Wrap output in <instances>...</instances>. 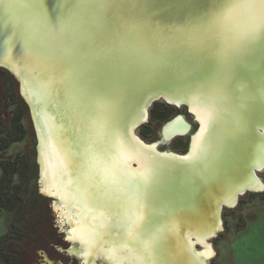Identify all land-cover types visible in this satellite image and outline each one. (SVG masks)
I'll return each mask as SVG.
<instances>
[{
    "label": "bare ground",
    "instance_id": "bare-ground-1",
    "mask_svg": "<svg viewBox=\"0 0 264 264\" xmlns=\"http://www.w3.org/2000/svg\"><path fill=\"white\" fill-rule=\"evenodd\" d=\"M43 2L53 17L59 14L58 3ZM28 3L29 0H0V65L8 67L22 83L40 138L41 192L55 197V205L63 207L64 216L72 223L75 238L82 245L81 252H99L91 250L90 233L92 228L109 226L108 220L99 223L100 219L85 214L88 208L108 209L103 203L113 197L111 193L101 195L102 189L97 185L102 177L87 160L92 151L102 148V159L119 177L133 182L147 178L150 186L160 193L159 199L150 201L145 209L144 228L149 233L163 231L158 243L168 256L163 264H209L214 255L209 240L223 228L225 206L235 207L247 192L264 191V183L258 176L264 169V94L259 90V77L264 70V29L258 33L254 51L245 57L250 61L248 70L225 81L226 98L210 110V97L225 76V65L188 39L184 31L164 36L148 23L156 49L149 62L134 69L117 67L107 72L102 77V86L94 91L88 87L77 89L68 76L72 66L56 54L63 37L43 26L33 30L23 27L28 18ZM176 48L187 49L191 62L202 58L203 70L212 68L209 83H202L205 76L202 67L193 70L188 64L176 67L179 72L173 84L162 83L168 79L167 72L172 73L168 67L172 66V49ZM163 49L165 63L161 60ZM258 50L262 54L259 59L255 55ZM85 79L94 87L91 75ZM154 96H163L177 107L186 103L200 123L187 155L159 150L160 145L177 136L189 135L193 126L184 115L162 128L158 142L147 143L138 136L136 130L149 121L148 105ZM98 119L106 122L102 137L92 127ZM53 156L65 164L63 176L59 160L50 158ZM230 163L232 172L227 171L226 165ZM50 178L59 181L51 183ZM66 189L78 191L89 204L67 199ZM79 208L82 213H78ZM126 254L128 263L136 256ZM158 255L156 250L153 258Z\"/></svg>",
    "mask_w": 264,
    "mask_h": 264
},
{
    "label": "snow or ice",
    "instance_id": "snow-or-ice-1",
    "mask_svg": "<svg viewBox=\"0 0 264 264\" xmlns=\"http://www.w3.org/2000/svg\"><path fill=\"white\" fill-rule=\"evenodd\" d=\"M149 0H59V14L50 17L43 0H29L27 20L23 27L33 30L43 26L47 31L63 37L57 51L59 59L67 61L68 73L77 89L89 91L102 86L107 72L124 67L134 69L149 62L155 55L154 34L147 23L145 5ZM11 8V5H3ZM264 29V0H214L212 11L201 17L189 35L193 43L201 45L225 65V76L210 97V110L223 102L227 95L225 81L240 77L249 68L245 57L254 51L258 33ZM93 77L94 87L85 79ZM259 90L264 94V70L259 77ZM239 126V118H236ZM92 127L98 137L105 134L106 122L94 120ZM103 149L92 151L87 157L92 169L102 177L98 189L101 195L111 193L118 203L117 218L127 224V236L139 245L140 256L153 260L162 230L149 233L141 230L146 219L145 209L160 193L144 178L133 182L119 177L102 159ZM139 264H143L140 261Z\"/></svg>",
    "mask_w": 264,
    "mask_h": 264
},
{
    "label": "rangeland",
    "instance_id": "rangeland-1",
    "mask_svg": "<svg viewBox=\"0 0 264 264\" xmlns=\"http://www.w3.org/2000/svg\"><path fill=\"white\" fill-rule=\"evenodd\" d=\"M11 78L12 77L8 73H3L2 75H0V92L3 93L6 89L10 94V92L15 89ZM161 102L162 101L156 102L152 107H150V117L151 111L154 110L155 107L159 106L163 107L162 110L165 111L167 121L175 114L186 116L185 108L179 107L180 109H178L177 111L174 108L165 107L161 104ZM3 106H7L8 112H13L17 108V106L13 104L11 99H5ZM19 114L22 116V119L20 121L22 128H19L17 132L13 134V137H10V140H13L14 142H11L5 150L0 151V179L3 176L4 169L9 168L10 164V170H12L13 172L15 171L12 177V181L10 182L11 187L22 185L27 174L31 173V176L35 177L36 170L37 174H39L38 167L35 170L34 166V161H36V154H34V149L36 148V139L31 130L32 124L30 114L28 109L23 107L22 109L20 108ZM186 118L190 123L193 124L194 134L197 131L198 127L194 123L193 117L186 116ZM6 119H8L10 123L12 122L11 117L6 116ZM166 120L161 122H152V120H149L147 123L141 125L136 130V132L138 136L147 143L158 142L161 139V131L165 125ZM188 147L189 137L182 136L175 138L169 144L160 146L159 150H171L172 152L184 154L188 151ZM233 149L234 147L232 148V151ZM50 158L58 159L57 156H53ZM28 160L29 162H31V164L27 162ZM226 166L229 169L227 171L230 172L233 163L227 164ZM59 167L63 176L65 164L61 160H59ZM61 174L59 173V175ZM258 175L264 183V169L259 171ZM35 178L30 179L29 182L26 183V185H22L20 192H22L23 199H17L13 203L9 211H0V240H3L2 238H4V235L9 231V227L14 217L13 215L24 212L27 208H31V216H29V220H32L33 218H39L40 216L38 215V212L42 209V207H44L43 210L47 213L48 221H58V219L56 218L58 213H55L57 211L55 210L53 205L54 201L47 195H42L44 199H40L39 197H37L35 188L37 186L38 192L39 188L38 183L36 184ZM57 181L59 180L50 178L51 183H56ZM63 182L65 185L66 182ZM197 184L200 186V188H204V186L201 185V182L197 181ZM66 190L67 191H65L64 196L67 199L71 200L72 202L73 200H75L79 203L89 204L88 200H84L83 197H80L78 191H70L68 189ZM118 203H123V201H117L113 196L103 203V206L106 205L108 209L91 210L90 208L86 207L88 208L87 212L85 213L87 217H95L96 220L100 219L99 223L105 220H108L109 223V226L107 228H92L93 232L90 233L92 243L91 250H97L101 252L106 251L116 254L126 252L135 254L136 256L130 258L129 264H139L140 261H143V264H163L165 260L168 259V256L164 254L165 251L161 250L158 245L155 249V251L158 250L159 252L158 258H153V260L149 261L140 256L139 245H137L127 236V224L119 220L115 215V213L119 210L117 207ZM48 207H51V211ZM32 208L34 209V211ZM47 210H49V212ZM222 218V230L217 233V236H214L209 240L215 252V257L211 259L209 263L264 264V191L259 193L247 192L246 194L242 195L235 207H228L223 209ZM145 222L146 219L141 223V230L145 229ZM60 226H62V224H60ZM47 228H50L49 222ZM115 232H118V240L116 242L115 239L117 235L115 234ZM121 236H124L123 241H119V238H121ZM1 246L3 252H9L13 248V245L11 241L9 242V240H3V242H1ZM60 247L67 249L69 246L62 245V243H60L59 241L57 248ZM48 251L55 252L50 248ZM158 259L160 261H158ZM175 263H177V261H175Z\"/></svg>",
    "mask_w": 264,
    "mask_h": 264
},
{
    "label": "flooded vegetation",
    "instance_id": "flooded-vegetation-1",
    "mask_svg": "<svg viewBox=\"0 0 264 264\" xmlns=\"http://www.w3.org/2000/svg\"><path fill=\"white\" fill-rule=\"evenodd\" d=\"M3 73H8L12 78H14L13 75L9 71L3 68H0V75H2ZM14 80L16 81L15 78ZM0 96H2L1 92H0ZM0 99H2L0 100V102L4 103L3 97L2 98L0 97ZM161 104L164 105L165 107L174 108L177 111L178 109H180L179 107L178 108L173 107L164 102H161ZM162 109H163L162 106L155 107L154 110L151 111V117L149 114V120H152V122L153 121L161 122V121L166 120L165 111ZM185 110H186V116H191L187 108H185ZM16 112H17V108H16ZM180 115L181 114H175L168 121L167 120L165 121V125L169 124L176 117ZM193 117L195 121H197L194 115ZM195 121L194 123L197 125ZM31 124H32V121H31ZM190 124L193 126L192 123ZM31 130L34 133L33 124H32ZM35 139H36V136H35ZM170 152L172 151L170 150ZM29 160L27 162H29ZM35 162L37 163V161ZM29 164H31V162H29ZM28 176L30 177L31 173L27 174L25 178H27ZM37 194L41 195L39 192ZM43 208L44 207H42V209L40 208L41 210H39L38 212L39 213L38 215L40 217L37 219L33 218L32 220H29V216H31L30 215L31 208L29 209L27 208L26 211L13 215L14 217L9 227V231L7 232V234L4 235V238H2L4 241L5 240L7 241L9 240V242L11 241L13 248L9 252H3L2 246H1V242L3 241L0 240V264H108V263L109 264H129L128 260L124 258V257H128L126 253L113 254V253H109L106 251L91 252V253L81 252L80 246L82 245L75 238V232L74 230H72V223H70L67 220V218L64 216L63 207L59 204H56V205L54 204V208L57 211L55 213H58L60 215L59 216L57 214L56 216V218L58 219L57 222L53 220L48 221L47 213L46 211L44 212ZM48 208L51 211V207H48ZM49 210L47 211L49 212ZM72 210L76 212L75 209H72ZM77 211L78 213H82L81 208H79V210ZM60 221L62 223H60ZM48 222L50 223V228H47ZM60 224L62 225L68 224L69 228L67 229L68 230L67 237L64 233L65 229L62 226H60ZM59 241L60 243H62V245L69 246V247L67 249L62 248V247L57 248ZM49 248L54 250L55 252L48 251ZM75 252H77V254L80 257L76 255ZM214 257H215V252L211 259H213ZM211 259L208 261L210 262ZM104 260L106 262H103Z\"/></svg>",
    "mask_w": 264,
    "mask_h": 264
},
{
    "label": "water",
    "instance_id": "water-1",
    "mask_svg": "<svg viewBox=\"0 0 264 264\" xmlns=\"http://www.w3.org/2000/svg\"><path fill=\"white\" fill-rule=\"evenodd\" d=\"M55 5L56 3L59 4V0H52ZM213 2L214 0H149V2L145 5L146 11L145 15L147 17V23H149L153 29L157 30L160 29V31L163 33L164 36H172L175 35L176 32L178 31H184L185 34L189 37V35L193 32V30L198 26V23L204 15L210 13L213 8ZM46 3V2H45ZM57 4V5H58ZM47 6L49 4L46 3ZM48 12V11H47ZM49 13V12H48ZM50 17H53L51 13ZM187 50V49H186ZM186 50L184 48H176L172 49L173 56H172V66H169V70L172 69V73H169L168 79L162 80L163 84H173L176 81L175 74L179 72V70H176V67L180 65L182 67L184 64H188L189 67L191 66L192 69H197L199 70L200 67H202L203 60L202 58H197L194 61L191 62L190 56L187 55ZM170 51V50H169ZM166 50H162V55H161V60L164 62V56H165ZM256 58L259 59L262 57L261 51L256 52ZM204 56V55H202ZM165 63V62H164ZM161 66L162 70L165 67V64ZM0 68H3L7 71H9L13 77L16 79L18 86H19V93L22 99L25 101L29 113H30V118L33 124L34 128V133L36 136V161L38 165V188H39V193L43 196H46L41 192L42 184H41V164H40V138L38 135V131L35 125L34 117H33V110L30 105V103L27 101L26 97L23 95L22 92V83L20 79L15 75L14 72H12L8 67L4 65H0ZM167 68V70H168ZM202 70L203 74L205 76L203 77V82L202 83H209L210 78L213 76V70L210 67L207 68V70H203V67L200 69ZM112 75V73H110ZM172 74V75H171ZM216 74V73H215ZM161 79V78H160ZM129 82L124 83L127 87V90L130 91L131 88H129ZM201 83V84H202ZM162 101L168 105H171L173 107H177L175 103H170L168 102L163 96L156 97L151 100L149 103L148 107H152L156 102ZM183 108H187L188 112L190 113L191 116H193L192 112L190 111L189 106L186 103H182ZM178 108V107H177ZM193 120L195 121L194 117ZM197 123V131L193 134V128L188 132L189 135V147L188 151L185 154H181L183 156L187 155L191 151L192 147V139L193 136L196 135L199 130H200V123L195 121ZM165 126V125H164ZM162 137V136H160ZM181 137V136H177ZM180 155V154H179ZM54 202L57 201L55 197L49 196ZM56 200V201H55ZM225 208H228L225 206ZM61 222V221H60ZM65 227V228H64ZM63 228L65 229V235H67V226H64Z\"/></svg>",
    "mask_w": 264,
    "mask_h": 264
},
{
    "label": "trees",
    "instance_id": "trees-1",
    "mask_svg": "<svg viewBox=\"0 0 264 264\" xmlns=\"http://www.w3.org/2000/svg\"><path fill=\"white\" fill-rule=\"evenodd\" d=\"M12 83L14 84V90H12V92L10 94H8V91L5 89V91L2 93L0 96L1 98L3 97V99L7 100V99H11L13 104L17 106V112L16 110L13 112H8L7 110V106H3V102H0V151L5 150L9 144L11 142H14L13 140H10V137H13V134L15 132H17V130L21 127V115L19 114V110L20 108H26L27 106L24 103V100L22 99V97L19 94V90H18V84L17 82L14 80V78H12ZM2 100V99H0ZM8 105V104H7ZM5 116H9L12 119V126L11 123L8 121V119H6ZM6 133V135H5ZM33 133V131H32ZM34 134V133H33ZM34 154H36V148L34 149ZM34 166H35V170L37 169L38 165L37 163L34 161ZM11 169V164L9 165V168H5L4 169V173L2 178L0 179V211L1 210H6L9 211L13 205V203L17 200V199H23L22 197V192H20L22 185H26L27 182H29L30 179H34L36 180V184H37V170L35 172V177L34 176H28L27 178H24V182L22 185H17V186H13L11 187L10 182L12 181V177L15 173V171L13 172ZM27 179V180H26ZM35 193L37 195V197H39L40 199H44L41 195L37 194L38 190H37V186L35 188ZM3 241V240H2Z\"/></svg>",
    "mask_w": 264,
    "mask_h": 264
}]
</instances>
